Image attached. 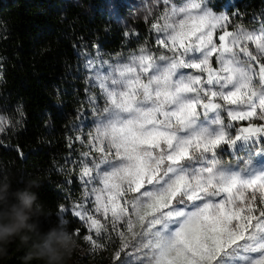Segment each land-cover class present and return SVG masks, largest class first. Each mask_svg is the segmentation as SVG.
I'll use <instances>...</instances> for the list:
<instances>
[{
  "label": "snow or ice",
  "instance_id": "snow-or-ice-1",
  "mask_svg": "<svg viewBox=\"0 0 264 264\" xmlns=\"http://www.w3.org/2000/svg\"><path fill=\"white\" fill-rule=\"evenodd\" d=\"M153 2L165 6L155 48L86 62L103 104L89 97L93 128L76 137L96 153L80 179L95 212L131 236L117 231L113 264H264V124L251 122L264 121V18L229 31L210 0Z\"/></svg>",
  "mask_w": 264,
  "mask_h": 264
},
{
  "label": "trees",
  "instance_id": "trees-1",
  "mask_svg": "<svg viewBox=\"0 0 264 264\" xmlns=\"http://www.w3.org/2000/svg\"><path fill=\"white\" fill-rule=\"evenodd\" d=\"M210 2L246 27L264 18V0ZM150 27L137 20L126 30L103 0H0V174H12L13 188L40 178L34 191L47 214L42 230L63 223L85 232L60 208L83 192L80 162L88 150L76 137L89 132V97H100L87 60L111 62L142 44L154 48ZM21 255L12 244L0 264H19Z\"/></svg>",
  "mask_w": 264,
  "mask_h": 264
},
{
  "label": "clouds",
  "instance_id": "clouds-1",
  "mask_svg": "<svg viewBox=\"0 0 264 264\" xmlns=\"http://www.w3.org/2000/svg\"><path fill=\"white\" fill-rule=\"evenodd\" d=\"M41 183L35 177L23 188H13L12 174H0V261L12 244L23 253L19 264H70L80 250L77 237L63 223L42 230L41 218L47 214L34 191Z\"/></svg>",
  "mask_w": 264,
  "mask_h": 264
},
{
  "label": "rangeland",
  "instance_id": "rangeland-1",
  "mask_svg": "<svg viewBox=\"0 0 264 264\" xmlns=\"http://www.w3.org/2000/svg\"><path fill=\"white\" fill-rule=\"evenodd\" d=\"M103 7L104 9L110 14L112 18H114L121 26H123L126 30H130L132 28V23L134 21L140 20L142 22L147 23L149 26L155 19L159 17L163 10L164 5H156L154 4L153 0H103ZM217 12H224V11H217ZM232 20V24L229 25L228 30H233V25H241L240 23ZM259 23L256 25L249 26L247 28H257ZM219 30L217 32V36L219 35ZM139 45L137 48H139ZM154 48L156 47L155 40H154ZM136 48V49H137ZM250 50H255L254 45H249ZM135 49V50H136ZM134 51V50H133ZM132 52V51H130ZM128 53L121 54L119 56H126ZM117 57V56H116ZM115 57V58H116ZM115 60V59H114ZM113 60V61H114ZM112 62V61H111ZM91 75V73L89 74ZM96 102L98 104H103V100L99 97ZM90 122H89V131L93 128L94 118L93 115H90ZM257 125L264 124V121H260L258 119H254L251 121ZM4 120L0 116V127L4 125ZM236 125V129L238 130L240 127H246L249 121H235L232 122ZM86 148L88 153L95 154L94 151H91L90 146L86 143ZM240 155H246L245 151H241ZM222 157L225 161L231 160L227 156V154L222 153ZM89 157H84V160L88 159ZM86 179V178H85ZM83 192L78 201L70 202L66 205H62L60 210L61 211H68L71 213L73 217H75L79 222L81 227L84 229V233L80 234V232L76 229L73 231L74 235L77 237L80 250L75 253L70 261V264H113L115 254L119 251L121 246V239L117 235V231L124 230L128 240H131V236L127 234L126 229L123 226H118L116 231H113L111 227L110 220L105 221L103 214H98L95 212V203H94V195L90 197L91 203H89V192L90 186H85L83 180ZM77 210L85 211L87 210L88 214L93 215L95 218L100 219L102 223L107 224V231L102 233V236L97 238L93 231H90L88 228L87 221L81 220L79 217H76L73 213ZM87 235H93L94 239H96L97 244L92 245L90 242L84 239Z\"/></svg>",
  "mask_w": 264,
  "mask_h": 264
}]
</instances>
